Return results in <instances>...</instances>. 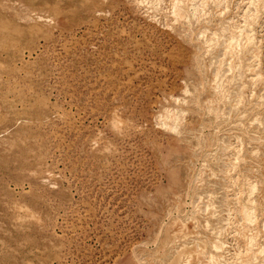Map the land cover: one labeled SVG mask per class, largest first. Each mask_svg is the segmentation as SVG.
Listing matches in <instances>:
<instances>
[{
	"label": "rangeland",
	"instance_id": "obj_1",
	"mask_svg": "<svg viewBox=\"0 0 264 264\" xmlns=\"http://www.w3.org/2000/svg\"><path fill=\"white\" fill-rule=\"evenodd\" d=\"M0 264H264V0H0Z\"/></svg>",
	"mask_w": 264,
	"mask_h": 264
},
{
	"label": "bare ground",
	"instance_id": "obj_2",
	"mask_svg": "<svg viewBox=\"0 0 264 264\" xmlns=\"http://www.w3.org/2000/svg\"><path fill=\"white\" fill-rule=\"evenodd\" d=\"M252 40V39H251ZM246 209V208H245Z\"/></svg>",
	"mask_w": 264,
	"mask_h": 264
}]
</instances>
